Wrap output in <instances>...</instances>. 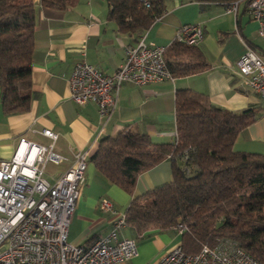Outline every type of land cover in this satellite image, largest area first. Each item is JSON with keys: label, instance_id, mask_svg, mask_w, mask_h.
<instances>
[{"label": "crops", "instance_id": "0c3cea01", "mask_svg": "<svg viewBox=\"0 0 264 264\" xmlns=\"http://www.w3.org/2000/svg\"><path fill=\"white\" fill-rule=\"evenodd\" d=\"M31 2L36 24L30 108L22 113H4L0 92V162L11 159L20 138L47 146L49 139L41 134L43 130L57 135L54 151L62 158L57 165H47L43 178L48 183H54L73 165L76 154H85L84 184L70 219L69 243L89 244L110 231L111 216L100 211L101 199H108L124 213L133 197L171 182L172 163L166 159L138 176L131 196L100 174L91 158L101 139L114 138L123 131L144 134L156 144L172 143L177 90L200 93L211 105L234 113L257 108L256 120L238 134L233 149L264 156V98L248 87L236 67L249 48L264 61V38L258 36V24L243 3L235 13H227L220 1L170 0L167 4L162 0V16L147 31L135 35L120 31L107 18L105 0H78L74 7L59 12L42 9L40 0ZM184 25L201 27L202 39L196 46L207 69L144 86L124 83L107 119L99 118L95 104L78 106L70 99L69 77L77 62L83 60L105 75H113L122 64L126 46L143 38L147 44L167 47ZM128 230L123 232L133 239ZM164 232L144 234L155 237L136 244L137 256L125 264H153L167 250ZM120 235L126 237L122 232Z\"/></svg>", "mask_w": 264, "mask_h": 264}, {"label": "trees", "instance_id": "16d2710c", "mask_svg": "<svg viewBox=\"0 0 264 264\" xmlns=\"http://www.w3.org/2000/svg\"><path fill=\"white\" fill-rule=\"evenodd\" d=\"M78 0H40L41 8L64 11ZM107 18L118 29L140 35L163 14L162 0H105ZM36 9L31 0H0V92L4 113L30 108V74ZM165 59L173 77L207 69L196 45L175 39ZM257 108L234 113L211 105L190 90L175 94L177 141L156 144L141 133L123 131L100 140L91 158L96 170L129 195L138 176L163 160L172 163L170 183L133 197L124 211L137 239L175 227L180 247L197 253L217 239L236 242L264 264V156L233 149L238 134L257 118Z\"/></svg>", "mask_w": 264, "mask_h": 264}, {"label": "built area", "instance_id": "2783aa9c", "mask_svg": "<svg viewBox=\"0 0 264 264\" xmlns=\"http://www.w3.org/2000/svg\"><path fill=\"white\" fill-rule=\"evenodd\" d=\"M141 1L149 6L147 0ZM214 1L223 2L227 13H235L243 3L258 24V36L264 38V0ZM201 39L199 25L181 26L175 37L186 45H197ZM167 48L140 38L124 48L122 64L113 75L83 60L77 62L69 77L70 99L78 106L93 103L99 118H109L122 84L144 86L173 80L165 59ZM236 67L248 87L264 98V61L258 54L247 49ZM41 134L49 139L47 146L20 138L11 159L0 162V264H125L136 257L135 240L120 235L127 229L124 213L105 198L99 201V209L111 216L110 231L89 244L68 242L70 219L84 184L85 154H76L73 165L50 184L43 178L46 167L62 158L54 151L57 135L50 130ZM153 264L261 263L236 242L217 239L213 245L203 244L195 254L185 253L178 245Z\"/></svg>", "mask_w": 264, "mask_h": 264}, {"label": "rangeland", "instance_id": "374dc122", "mask_svg": "<svg viewBox=\"0 0 264 264\" xmlns=\"http://www.w3.org/2000/svg\"><path fill=\"white\" fill-rule=\"evenodd\" d=\"M169 1L170 0H166L165 3L168 4ZM124 232L122 231V234L127 237V233H124ZM129 232H130V236L133 237V239L135 240V242H136L137 245H139V244H141L143 242H146L147 240H151V239H153L155 237L154 235H150V236H141V237H139L137 239V237H135L134 234L131 231H129ZM163 238L164 239H167V244L165 245V246H167V250L164 251V253L161 254L156 260H158L162 255H164L169 250H171L174 247L178 246L180 244V240H181L180 233L179 232H176V231H171V230L165 231L164 234H163Z\"/></svg>", "mask_w": 264, "mask_h": 264}, {"label": "bare ground", "instance_id": "6f19581e", "mask_svg": "<svg viewBox=\"0 0 264 264\" xmlns=\"http://www.w3.org/2000/svg\"><path fill=\"white\" fill-rule=\"evenodd\" d=\"M88 104H90V103H88ZM91 104H93V103H91Z\"/></svg>", "mask_w": 264, "mask_h": 264}]
</instances>
